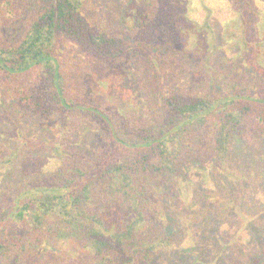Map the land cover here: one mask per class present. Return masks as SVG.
<instances>
[{
  "label": "trees",
  "instance_id": "trees-1",
  "mask_svg": "<svg viewBox=\"0 0 264 264\" xmlns=\"http://www.w3.org/2000/svg\"><path fill=\"white\" fill-rule=\"evenodd\" d=\"M94 1L0 0V114L20 128L34 117H58L52 155L78 162L31 179L0 212V264H150L184 230L179 210L157 189L198 167L226 168L242 129L249 148L264 145V76L244 80L224 71L191 88L174 67L159 0L142 1L125 35L105 26ZM68 47L83 48L108 71L136 64L152 97L146 117H123L106 97L93 99L84 88L86 66L65 55ZM83 127L104 137L94 156L70 148ZM116 208L134 217L113 229L105 216ZM27 214L32 227L5 237L8 221ZM65 243L76 250L63 257Z\"/></svg>",
  "mask_w": 264,
  "mask_h": 264
},
{
  "label": "rangeland",
  "instance_id": "rangeland-1",
  "mask_svg": "<svg viewBox=\"0 0 264 264\" xmlns=\"http://www.w3.org/2000/svg\"><path fill=\"white\" fill-rule=\"evenodd\" d=\"M142 1L93 3L99 6L105 26L125 35L133 33ZM159 1L161 22L171 30L174 67L189 87L204 88L211 76L224 71L244 80L264 76V0H249L250 5L246 0ZM19 35L20 31L11 37ZM63 52L86 66L84 88L93 99L106 97L123 117H146L152 97L136 64L122 62L108 71L81 47ZM24 124L17 127L7 114H0V212L18 191L29 187L31 179L40 182L55 169L78 163L71 159L56 162L52 155L50 144L63 126L58 117H34ZM244 132H237L226 168L198 167L177 185L157 189L156 195L165 204L179 210L184 230L179 242L159 249L150 264H264V145L249 148ZM103 139L97 129L83 127L71 139L70 148L94 156ZM66 142L63 139V147ZM105 217L116 229L125 227L134 214L123 215L116 208ZM31 222L29 214L26 220L8 221L4 236L22 234L32 227ZM64 246L66 257L76 244ZM74 259L81 262L77 256Z\"/></svg>",
  "mask_w": 264,
  "mask_h": 264
}]
</instances>
